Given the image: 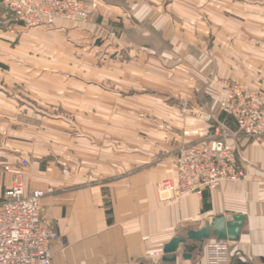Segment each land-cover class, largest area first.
<instances>
[{
	"label": "crops",
	"instance_id": "0c3cea01",
	"mask_svg": "<svg viewBox=\"0 0 264 264\" xmlns=\"http://www.w3.org/2000/svg\"><path fill=\"white\" fill-rule=\"evenodd\" d=\"M76 1L98 4L87 23L27 30L0 0V203L20 175L26 193H45L60 236L52 264H209L215 239L191 260L183 246L176 263L163 251L235 216L245 221L228 242L229 264H264V138L246 137L220 109L227 82L264 96V5L255 19L220 20L212 49L200 37L179 50L139 0ZM97 54L108 61L95 65ZM217 127L229 132L246 180L162 202L158 186L175 179L179 150Z\"/></svg>",
	"mask_w": 264,
	"mask_h": 264
},
{
	"label": "built area",
	"instance_id": "2783aa9c",
	"mask_svg": "<svg viewBox=\"0 0 264 264\" xmlns=\"http://www.w3.org/2000/svg\"><path fill=\"white\" fill-rule=\"evenodd\" d=\"M1 4L25 29L52 27L58 20L87 22L97 8L96 3L76 0H1ZM220 109L235 120L246 137L264 138V96L260 92L227 82ZM229 136L227 130L217 127L207 142L181 148L175 179L158 186L160 200L171 203L192 193L216 190L225 182L246 180L247 169L226 145ZM21 164L29 165L26 159ZM44 196L41 190L26 193L21 175L13 179L0 203V264H52L51 246L60 236L47 223ZM207 255L209 264H229V243L209 244Z\"/></svg>",
	"mask_w": 264,
	"mask_h": 264
},
{
	"label": "rangeland",
	"instance_id": "374dc122",
	"mask_svg": "<svg viewBox=\"0 0 264 264\" xmlns=\"http://www.w3.org/2000/svg\"><path fill=\"white\" fill-rule=\"evenodd\" d=\"M139 3H142L144 8L149 9L146 13H148V15L152 14V19L158 22L160 25L158 26L159 28L165 29V24L168 26V34L173 36L174 45L177 49L180 50L181 46L186 44H192L194 42L197 44L196 40H199L200 37L201 39L205 37V47L202 48L205 50L207 46L210 47L209 49H212L216 35H219L220 31L223 30L225 23H220V20L225 21L230 18L241 20L248 18L250 15H254L255 19V15H260L263 12L258 8L264 5V0H139ZM215 3H222L223 9H214L213 6H217ZM230 4L232 9L228 7ZM97 10L98 4L91 16ZM73 23L85 24L87 22ZM251 26L253 28L257 27L254 24H251ZM259 29H261V27H259ZM103 45L104 41H102V39H98L95 43V46H98L97 49L100 50H102ZM95 57H98L95 61V65L102 66L103 60L106 56H100V54H97ZM113 59L115 61L118 60V58H112V60ZM125 60L126 58L124 56L122 61ZM104 61H108V59H105ZM6 76V73L0 74L1 84H4ZM0 91L4 92L2 86H0Z\"/></svg>",
	"mask_w": 264,
	"mask_h": 264
},
{
	"label": "water",
	"instance_id": "95a60500",
	"mask_svg": "<svg viewBox=\"0 0 264 264\" xmlns=\"http://www.w3.org/2000/svg\"><path fill=\"white\" fill-rule=\"evenodd\" d=\"M244 221L243 216H235L231 221L225 217L214 218L201 229L191 230L185 236L175 237L165 246L163 261L176 263L181 246L186 250L182 253V258L191 260L193 252H201L207 241L215 239L218 242H236Z\"/></svg>",
	"mask_w": 264,
	"mask_h": 264
}]
</instances>
